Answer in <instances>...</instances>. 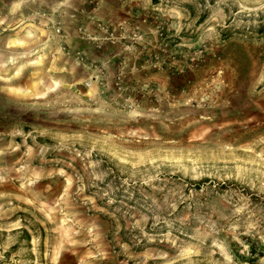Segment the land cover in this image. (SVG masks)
<instances>
[{
  "label": "rangeland",
  "instance_id": "obj_1",
  "mask_svg": "<svg viewBox=\"0 0 264 264\" xmlns=\"http://www.w3.org/2000/svg\"><path fill=\"white\" fill-rule=\"evenodd\" d=\"M0 264H264V0H0Z\"/></svg>",
  "mask_w": 264,
  "mask_h": 264
}]
</instances>
